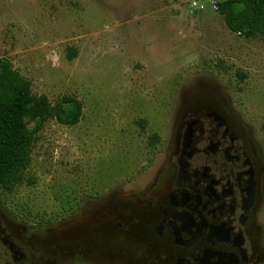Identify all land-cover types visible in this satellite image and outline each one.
Masks as SVG:
<instances>
[{
	"label": "rangeland",
	"instance_id": "1",
	"mask_svg": "<svg viewBox=\"0 0 264 264\" xmlns=\"http://www.w3.org/2000/svg\"><path fill=\"white\" fill-rule=\"evenodd\" d=\"M220 1L0 0V59L32 94L81 109L74 125L44 123L20 181L0 189L27 264H72L75 240L100 261L125 257L118 241L89 237L101 212L79 210L106 191L108 217L121 220L111 214L133 199L120 186L158 157L188 105L216 104L264 152V38L230 32Z\"/></svg>",
	"mask_w": 264,
	"mask_h": 264
},
{
	"label": "flooded vegetation",
	"instance_id": "2",
	"mask_svg": "<svg viewBox=\"0 0 264 264\" xmlns=\"http://www.w3.org/2000/svg\"><path fill=\"white\" fill-rule=\"evenodd\" d=\"M189 106L160 142L158 157L120 186L133 199L123 214H111L121 220L108 217L106 191L80 206L81 214L101 212L89 237L118 241L125 257L100 261L87 242L75 240L72 264H264L262 146L216 104ZM26 245L0 208V264H27Z\"/></svg>",
	"mask_w": 264,
	"mask_h": 264
},
{
	"label": "trees",
	"instance_id": "3",
	"mask_svg": "<svg viewBox=\"0 0 264 264\" xmlns=\"http://www.w3.org/2000/svg\"><path fill=\"white\" fill-rule=\"evenodd\" d=\"M216 9L230 32L246 39L264 38V0H221ZM80 113L74 97L62 96L51 104L44 95L32 94L29 83L0 59V189L9 192L20 181L29 165L32 142L44 123L55 120L71 126Z\"/></svg>",
	"mask_w": 264,
	"mask_h": 264
},
{
	"label": "built area",
	"instance_id": "4",
	"mask_svg": "<svg viewBox=\"0 0 264 264\" xmlns=\"http://www.w3.org/2000/svg\"><path fill=\"white\" fill-rule=\"evenodd\" d=\"M217 6V5H216ZM216 6H214V9H216Z\"/></svg>",
	"mask_w": 264,
	"mask_h": 264
}]
</instances>
